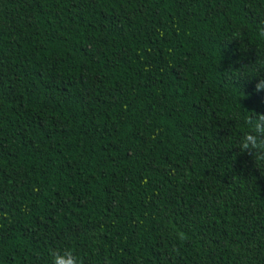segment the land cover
Here are the masks:
<instances>
[{"label":"trees","instance_id":"1","mask_svg":"<svg viewBox=\"0 0 264 264\" xmlns=\"http://www.w3.org/2000/svg\"><path fill=\"white\" fill-rule=\"evenodd\" d=\"M262 33L264 0H0V264H264L228 142Z\"/></svg>","mask_w":264,"mask_h":264},{"label":"clouds","instance_id":"2","mask_svg":"<svg viewBox=\"0 0 264 264\" xmlns=\"http://www.w3.org/2000/svg\"><path fill=\"white\" fill-rule=\"evenodd\" d=\"M248 67L254 71L250 77L257 79L254 91L256 93L264 92V75H262L264 74V66H262V62L256 61ZM243 110L248 113L242 121L245 130L235 138L229 137L228 142L230 148L235 147L239 150V154L250 155L255 168L262 172L264 171V113ZM50 255L52 257L51 264H84L83 258L71 247L56 249Z\"/></svg>","mask_w":264,"mask_h":264}]
</instances>
